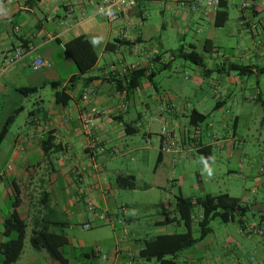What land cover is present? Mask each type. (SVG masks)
Listing matches in <instances>:
<instances>
[{
	"label": "crops",
	"instance_id": "1",
	"mask_svg": "<svg viewBox=\"0 0 264 264\" xmlns=\"http://www.w3.org/2000/svg\"><path fill=\"white\" fill-rule=\"evenodd\" d=\"M100 1L0 0V134L5 130L0 138V242L7 239L3 233L4 219L16 211L27 223L28 241L31 230L42 224L64 233L68 241L61 249L66 264H70L66 249L80 244L73 243L67 229L90 221L112 227L111 236L102 239V247L98 245L107 257L103 260L92 250L82 251L89 261L80 264H146L148 261L138 256L144 240L173 232L177 224L176 219L168 224L160 222L175 216L176 197L168 187L180 160L195 159L196 153L206 158L209 149L210 158L206 159L210 162L215 149H224L228 161L234 159L237 163L228 172L251 178L255 206L264 205V159L261 157L259 166L252 165L248 155L237 147L243 139L239 129L248 128L242 123L244 116L261 110L264 122V6L262 0H242L236 8L241 26L249 29L260 26L261 30L256 32L259 48L241 52L231 47L232 53L219 57L214 41L209 37L203 40L200 48L207 55L202 54V65L193 63L191 80L203 83L211 79L209 85L217 96L202 111L200 103L192 102L190 96L180 98L173 83L162 87L155 82L158 72L171 67L173 56L169 49L152 51L153 30L145 25L147 17L140 8L155 1L191 6L194 0H136L134 7L112 21L97 12ZM244 1L251 6L244 7ZM229 3L234 4L228 0L227 7ZM196 9L201 17L211 18L208 6L200 4ZM215 11H212L214 21ZM82 34L88 37L98 58L88 71L70 81L78 71L65 55L64 43ZM205 40L211 42L207 43L208 51H204ZM140 45L141 51L150 48L145 57L144 52L136 51ZM189 45L195 48L193 43ZM18 48L23 51L22 57L7 63L8 54ZM127 54L135 59L128 60ZM140 54L143 59L138 57ZM166 54L170 58L164 61ZM250 54H255L256 59L249 58ZM36 58L43 59L46 65L34 70ZM130 66L148 67L154 75L143 77L137 87L127 90L124 73ZM21 86L35 87L36 91L24 95L17 90ZM249 86L251 91L245 95ZM85 87L90 88L87 100L81 98ZM93 107L97 111L91 113ZM194 109L206 115L197 125L189 122ZM84 115L92 118L91 137L83 131ZM163 125L174 138L173 150L164 151L160 147ZM92 139L96 146L88 148ZM200 148L207 149L199 151ZM148 162H152L151 168ZM148 173L149 179L144 180ZM117 175H133L136 187L120 188L115 182ZM199 175L198 172V178ZM154 188L161 191L162 208L170 216L157 219L152 225H173L172 228L165 231L158 228L160 231L154 235L146 231L126 232L123 225L137 218L130 206L143 205L133 193ZM89 203L96 207V214L87 210ZM98 214H103V218ZM121 225V230L116 229ZM240 227L241 234L244 232L251 239L257 237L251 260L244 264H264V235L257 233V229H264V218L256 213L253 222H242ZM203 240L176 255V264L227 261L222 255L209 258L203 249H197ZM1 258L0 252V261ZM234 259L235 264H243V259L237 256ZM13 264L60 263L44 249L31 247L29 252L22 250Z\"/></svg>",
	"mask_w": 264,
	"mask_h": 264
},
{
	"label": "rangeland",
	"instance_id": "2",
	"mask_svg": "<svg viewBox=\"0 0 264 264\" xmlns=\"http://www.w3.org/2000/svg\"><path fill=\"white\" fill-rule=\"evenodd\" d=\"M242 0H233V3H229L227 7V20L223 26H215L213 24L214 14L211 10V18L201 17L197 9H192L191 6L176 5L170 2L155 1L150 5H140L142 11L145 12L147 19L145 25L151 27L152 38L150 43L152 44V51H160L164 49H176L181 44L188 46L190 43L195 45L197 52L207 55L206 52L201 50L202 42L205 38H211L219 48V57L222 53H232L229 48L240 49L241 52L248 48H259V35L256 33L260 31V26L257 28L249 29L239 24L237 9L239 3ZM257 23V22H256ZM163 24V28L161 27ZM238 24V25H237ZM129 33H132L130 31ZM146 45H144L145 47ZM141 45L137 46L139 53L144 52V57L148 50L141 51ZM143 49V48H142ZM146 49V48H145ZM234 51L233 53H237ZM239 53V52H238ZM128 60H134L135 56L126 55ZM138 57L143 59L142 54ZM255 54H250L249 58L256 59ZM170 57L168 54L163 56V60L166 61ZM240 59V57H237ZM172 65L168 70L158 72L154 78L156 83H159L162 87L168 86L171 83L173 90L177 91L180 98L184 96H190L192 102L200 103L202 111H204L208 102L213 103V98L217 96L209 85L211 79L208 81L195 83L191 80V67L195 65L181 57H173ZM172 75V78L170 76ZM253 86H255L253 84ZM263 83H259V87L262 89ZM252 87H247L244 90L245 95H249ZM260 107L257 105V108ZM256 108V109H257ZM218 116V115H216ZM242 118V123L247 124L248 128L239 129L238 133L243 137L242 143H238L239 146L246 155H248V162L252 165H260L261 157L264 159V122H262L263 114L260 110H254L247 118ZM214 125V124H213ZM231 127V122L228 124ZM142 134V133H141ZM141 139V136L139 137ZM177 140L180 142L179 135L177 134ZM240 150H238L239 152ZM245 157V154H243ZM226 152L224 149H215L213 152V158L210 162L202 155L196 153V158L188 160H180L176 166L177 173L174 175V180L171 186L168 187L172 191L175 197L179 194L187 199L198 198L204 195V193L218 194L227 192L232 196L240 197L246 204H250L254 201L256 194L251 193L253 188V182L251 178H241L239 173L228 172V169H233L237 166V163L232 159L228 161L226 158ZM236 158V157H235ZM210 164H209V163ZM248 162L244 163L246 165ZM188 163L187 166L184 164ZM208 163L209 165H206ZM148 168L152 167V162H148ZM198 172L199 178L198 180ZM182 175V176H181ZM144 180H148L149 173L145 176ZM136 200L143 205L130 206V211L137 215V218L132 221L131 224L123 225V229L126 232L132 231H146L148 235H154L162 228L161 231H165L168 227L172 228L173 225H164L161 227L153 226L152 222L157 219H164L170 215H167V211L162 208L160 202L161 191L159 189L152 190H138L133 193ZM175 200V198H172ZM255 207V206H254ZM200 213V207L196 206L193 211L194 220ZM242 222H253V213L248 211L242 218ZM209 226L211 232L204 238V240L197 244V249H203L209 258L216 255H222L227 258L222 264H232L235 261L234 257L243 259L241 263H245L251 260V254L253 251L254 243L257 244L256 235L248 237L241 234V227L237 219L235 221L224 222L219 217H215L210 220ZM119 227V226H118ZM122 228V225L119 228ZM172 231H182L183 228H178L177 225L173 226ZM193 235L198 236L197 226L193 225ZM68 235L73 238L74 244H80V246H74L69 248L66 252V256L70 260V264H80L82 261H89L82 255V251H91L94 245L101 246L102 239L111 236L112 227L109 225H97L92 224L89 229L82 228L81 224H74L67 229ZM23 252L31 251V246L28 241V237L25 238L23 243ZM93 245V246H92ZM102 247V246H101ZM146 264H156V261L152 259L146 262ZM235 264V262H233Z\"/></svg>",
	"mask_w": 264,
	"mask_h": 264
},
{
	"label": "trees",
	"instance_id": "3",
	"mask_svg": "<svg viewBox=\"0 0 264 264\" xmlns=\"http://www.w3.org/2000/svg\"><path fill=\"white\" fill-rule=\"evenodd\" d=\"M227 1L221 0L215 11L214 24L216 26H223L227 20ZM207 43L211 44L209 40H205L203 44L204 51H208ZM64 53L72 59L78 71V75L72 76L70 81L88 71L94 66L98 58L90 40L83 34L64 43ZM170 54L173 57H181L197 65L203 64L202 53L197 52L191 45L185 46L181 44L176 49L170 50ZM124 75L126 89L130 90L137 87L143 77L150 78L153 76L154 71L148 67H136L128 69ZM17 90L24 95H29L35 92L36 88L21 86ZM205 117V114L194 109L189 114V122L192 125H197ZM4 131L0 134V138L3 136ZM203 149L207 148H200L199 151H203ZM206 158H210L209 149ZM115 182L120 188L134 189L136 187L133 175H117ZM255 204L256 201L246 204L240 197L232 196L227 192L218 194L204 193L203 196L196 199H187L179 194L176 196V204L173 212L175 216L163 220L160 224H168L171 223L172 219H176V225L181 226L183 230L161 233L145 239L138 252V256L147 261L154 259L157 264H176L174 259L176 255L201 241L211 232L209 226L211 219L219 217L224 222H232L237 219L239 224L242 225V218L250 210L253 215L259 213L264 218V212L260 208H255ZM196 206L200 207V213L194 220L193 211ZM194 223L197 226V237L193 235L192 228ZM3 228V233L7 239L4 242H0V252L2 253L0 264H13L19 259L22 253L27 223L19 213L13 211L4 219ZM67 241L64 233L56 232L46 224H42L39 228H33L29 237V243L32 248L36 250L44 249L51 258L60 264L67 263V258L61 249Z\"/></svg>",
	"mask_w": 264,
	"mask_h": 264
},
{
	"label": "built area",
	"instance_id": "4",
	"mask_svg": "<svg viewBox=\"0 0 264 264\" xmlns=\"http://www.w3.org/2000/svg\"><path fill=\"white\" fill-rule=\"evenodd\" d=\"M11 1V0H9ZM221 0H194L193 3L191 4V8L192 9H196L198 8V6L200 4H203L205 6H208L209 8H212V10H216L220 4ZM261 4L264 6V0L261 1ZM136 5V0H101L100 3L97 6V12L100 14H103L106 16V18L110 21L112 20H116L120 17V14L132 7H134ZM243 6L244 7H250L251 4L249 1H244L243 2ZM23 55V51L21 49H15L13 52H11L10 54H8L7 56V63H14L17 60H19ZM46 65V62H44L43 59L41 58H36L33 61V69L37 70L39 69L41 66ZM134 66H130L129 69H133ZM90 93V88L85 87L83 89L82 92V96L81 98L83 100H87L88 95ZM263 94H264V90H263ZM123 109H125V106H122ZM96 108H91L90 112L94 113L96 112ZM81 124L83 127V131L84 133L91 137L92 136V126H93V122H92V118L89 115H84L81 118ZM161 143H160V147L162 150L164 151H170L173 150L175 148V141L174 138L172 137V135L168 132V130L166 129V126H162L161 127ZM96 146V141L95 140H90L88 142V148H94ZM87 210L90 213L96 214V207L89 203L87 205ZM99 217L103 218V214H98ZM82 228L84 229H89L92 226V223L90 221H85L82 224ZM257 233L261 236L264 235V229L263 228H259L257 229ZM92 252L94 255H98L99 257H101L103 260L106 259L107 255L105 253L102 252L101 248L98 245H94L92 247Z\"/></svg>",
	"mask_w": 264,
	"mask_h": 264
},
{
	"label": "water",
	"instance_id": "5",
	"mask_svg": "<svg viewBox=\"0 0 264 264\" xmlns=\"http://www.w3.org/2000/svg\"><path fill=\"white\" fill-rule=\"evenodd\" d=\"M255 208H260L262 210V212H264V205H261V204H257L255 206Z\"/></svg>",
	"mask_w": 264,
	"mask_h": 264
}]
</instances>
